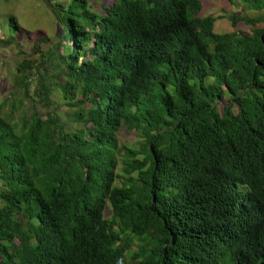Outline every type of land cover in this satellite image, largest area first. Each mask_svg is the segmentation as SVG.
<instances>
[{
	"label": "trees",
	"instance_id": "16d2710c",
	"mask_svg": "<svg viewBox=\"0 0 264 264\" xmlns=\"http://www.w3.org/2000/svg\"><path fill=\"white\" fill-rule=\"evenodd\" d=\"M107 1L43 0L63 33L16 65L0 264H264V15L216 34L199 0Z\"/></svg>",
	"mask_w": 264,
	"mask_h": 264
},
{
	"label": "rangeland",
	"instance_id": "374dc122",
	"mask_svg": "<svg viewBox=\"0 0 264 264\" xmlns=\"http://www.w3.org/2000/svg\"><path fill=\"white\" fill-rule=\"evenodd\" d=\"M53 4L66 7L70 0H50ZM202 3V17H212L215 19L214 32L216 34L224 33H243L249 34L251 28L245 26L242 22L232 25L230 17L250 18L261 17L264 12L253 9H245L243 0H199ZM92 4V10L99 13L102 5L107 4V0H89ZM14 18L18 29L15 30L10 25V18ZM63 33V26L58 23L51 11L45 5L43 0H0V40L7 38L18 40V46L13 44H0V115L8 116L12 112L13 122L23 116L29 115V103L22 96L21 92L14 87L16 65L20 62L22 55L32 54V58H38V53H32L33 43L38 38L50 40V44H42L40 51H44L49 45L59 40ZM12 94V97L10 95ZM54 100L59 104L62 102L59 95L54 94ZM19 102V103H18ZM13 105L16 108L13 109ZM119 145L137 148L143 142L138 134L120 132L117 135ZM122 165L119 161L117 173L120 172ZM1 188V184H0ZM106 210V211H105ZM106 219H110L111 211L108 203L105 205Z\"/></svg>",
	"mask_w": 264,
	"mask_h": 264
}]
</instances>
